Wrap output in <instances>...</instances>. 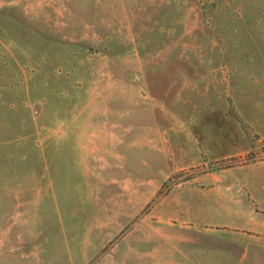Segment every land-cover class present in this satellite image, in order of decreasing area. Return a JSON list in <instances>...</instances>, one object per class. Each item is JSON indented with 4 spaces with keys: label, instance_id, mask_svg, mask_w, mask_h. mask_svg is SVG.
<instances>
[{
    "label": "rangeland",
    "instance_id": "obj_1",
    "mask_svg": "<svg viewBox=\"0 0 264 264\" xmlns=\"http://www.w3.org/2000/svg\"><path fill=\"white\" fill-rule=\"evenodd\" d=\"M0 264H264V0H0Z\"/></svg>",
    "mask_w": 264,
    "mask_h": 264
}]
</instances>
